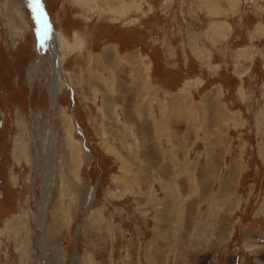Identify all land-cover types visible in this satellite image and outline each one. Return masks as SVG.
Wrapping results in <instances>:
<instances>
[{
    "label": "rangeland",
    "instance_id": "1",
    "mask_svg": "<svg viewBox=\"0 0 264 264\" xmlns=\"http://www.w3.org/2000/svg\"><path fill=\"white\" fill-rule=\"evenodd\" d=\"M38 7L0 0V264H264V0Z\"/></svg>",
    "mask_w": 264,
    "mask_h": 264
},
{
    "label": "bare ground",
    "instance_id": "2",
    "mask_svg": "<svg viewBox=\"0 0 264 264\" xmlns=\"http://www.w3.org/2000/svg\"><path fill=\"white\" fill-rule=\"evenodd\" d=\"M33 5H34V7H35V9L37 10V16H38V18H39V21H40V25H41V27L42 28H45V26H46V22L44 21V19H43V15H44V12H43V10L41 11L40 10V8L38 7V5L37 4H34L33 3ZM44 18H45V16H44ZM47 26H48V28L49 29H47V31H49L50 33H51V30H50V27H49V25L47 24ZM52 34V33H51ZM53 35V34H52ZM54 38V37H53ZM54 56H55V59H54V63H53V65H54V67L59 63V60H60V57H61V51L59 50V49H55V53H54ZM115 62H116V60H115ZM94 63H96V65H97V61L96 60H94ZM116 64H117V62H116ZM136 76V75H135ZM137 78H138V76H137ZM142 78V77H141ZM138 79H140V78H138ZM132 82V81H131ZM142 83H143V80H141V81H137V80H135L134 81V83H132L133 84V86H132V88H133V90L135 89V88H137V87H139V88H137V89H140L141 90V92L142 93H144L147 97H152V95L154 94L153 92H151V90H144V89H142ZM60 88H61V86H60V80L55 76L54 77V84H53V87H52V90H51V98H54L55 96H57L58 95V92L60 91ZM143 95V94H142ZM55 101V100H54ZM179 106V105H178ZM216 109V117L218 118V119H221L222 117H223V112L222 111H219V109L217 108V107H215ZM144 109H146L147 110V108H144ZM147 117V116H146ZM215 117V119H217ZM163 117H161V119H162ZM163 130V129H162ZM70 142L68 141V143L67 144H69ZM72 145V144H71ZM70 145V146H71ZM69 146V145H68ZM67 146V147H68ZM71 148V147H70ZM74 148V147H73ZM72 149V148H71ZM148 168V167H147ZM149 169V168H148ZM38 223H39V221H38ZM40 228H41V230H43V225H42V222H40V224L38 225ZM43 240L45 241V238H43ZM44 243V242H43ZM46 246L45 247H43V250H42V256L44 257V255H45V251H46ZM264 263V262H263Z\"/></svg>",
    "mask_w": 264,
    "mask_h": 264
},
{
    "label": "crops",
    "instance_id": "3",
    "mask_svg": "<svg viewBox=\"0 0 264 264\" xmlns=\"http://www.w3.org/2000/svg\"><path fill=\"white\" fill-rule=\"evenodd\" d=\"M140 94L138 93L137 94V97L139 96ZM164 110H165V108H164ZM163 118L161 119V124H164L165 122H166V119H165V117L164 116H162ZM144 123V122H143ZM142 123V124H143Z\"/></svg>",
    "mask_w": 264,
    "mask_h": 264
},
{
    "label": "snow or ice",
    "instance_id": "4",
    "mask_svg": "<svg viewBox=\"0 0 264 264\" xmlns=\"http://www.w3.org/2000/svg\"><path fill=\"white\" fill-rule=\"evenodd\" d=\"M31 3H34V4H39V0H31Z\"/></svg>",
    "mask_w": 264,
    "mask_h": 264
}]
</instances>
